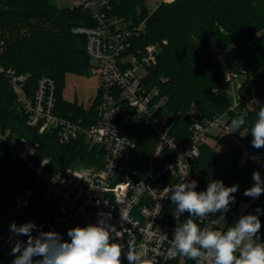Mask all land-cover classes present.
<instances>
[{
  "label": "trees",
  "instance_id": "16d2710c",
  "mask_svg": "<svg viewBox=\"0 0 264 264\" xmlns=\"http://www.w3.org/2000/svg\"><path fill=\"white\" fill-rule=\"evenodd\" d=\"M110 14L128 25L144 23L140 36L135 38L136 43L159 45L157 63L149 68L147 84L157 85L161 93L167 95L166 112L173 135L183 141L187 139L193 116L212 118L227 112L230 121L237 113L246 116V124L234 133L243 146L231 144L230 148L219 151L204 143L192 167L198 181L196 190L206 189L211 180H222L228 186L239 185L234 195L240 202L246 197L244 191L254 183L252 173L261 168L259 158H264V148H253L251 134H248L260 106L264 105V0H173L161 2L151 12L146 0H114ZM93 24L94 18L87 11L59 7L55 0H0V68L3 67L0 69V124L12 135L39 142L36 157H50L53 169L76 162L90 164L101 154L84 136L61 143L55 134L29 126L7 70L29 73L26 87L30 95L41 77L54 79L55 113L95 121L99 94L90 107L72 104L61 95L67 73L87 74L92 67L86 49L87 37L74 29ZM210 39L218 47H233L234 69L247 76L245 81L252 76L261 98L253 108L243 111L242 105L232 101L225 86V70L209 51ZM129 134L137 143L133 163L144 170L155 144L153 134L139 119L133 122ZM245 151L247 156L243 159ZM171 156L165 149L157 165L167 162ZM0 160V212L5 213L13 197L33 184L28 173L14 164L21 162L12 159L5 144H0ZM200 169L206 173H201ZM169 181L172 188L183 182L177 177H169ZM171 194L167 210L176 208L169 200ZM37 204L47 212L41 188H38ZM237 204H231L227 212L230 225L239 218ZM254 205L262 210L258 234L264 242V195L255 199ZM26 212L36 223L45 225L44 216L32 203ZM183 215L188 217L187 213ZM13 259L10 252L0 249V264H12ZM184 264L196 262L189 260Z\"/></svg>",
  "mask_w": 264,
  "mask_h": 264
},
{
  "label": "built area",
  "instance_id": "2783aa9c",
  "mask_svg": "<svg viewBox=\"0 0 264 264\" xmlns=\"http://www.w3.org/2000/svg\"><path fill=\"white\" fill-rule=\"evenodd\" d=\"M112 1L72 0L70 5L87 11L94 18L93 25L79 26L74 30L86 35L87 53L100 77L95 121L87 122L82 117L75 119L55 113L54 79L41 77L35 92L30 95L26 87L29 73H17L11 68L7 70L29 126L55 134L61 143L84 136L97 147L101 156L84 166L74 163L53 169L50 157H36L39 142L12 135L0 124V144H5L12 159L25 164L30 171L42 190V201L49 215V224L45 220V225H41L26 212L32 203L33 187L16 194L9 209L5 213L0 212V249L11 251L9 225L13 221L17 224L32 221L42 230L59 232L63 239L68 240L69 228L96 223L103 217L117 230L116 242L123 252L133 246L142 248L147 258L154 257L152 264H184L194 260L182 255L174 258L167 255L176 225L184 223L187 218L183 214L177 217L175 208L166 209L172 189L169 177L183 181L188 174L186 179H195L189 158L194 160L200 154L201 146L207 143L209 136L231 139L235 135L227 112L212 118L193 116L191 134L184 141L172 134L166 112L168 97L157 85L147 84L149 68L157 63L159 45L136 43L135 38L140 36L144 23L128 25L111 15ZM242 76L233 69L225 73L224 78L233 81ZM237 91L239 99L236 103L242 105L243 111L260 102L259 88L254 83L245 81L238 85ZM136 119L145 122L155 143L144 170L133 163L137 143L129 129ZM165 149L172 156L167 162L157 165ZM166 187L169 191H164ZM203 190L199 188L197 191ZM196 222L201 228L211 225L213 230L227 231L218 227L217 213L205 217L203 222ZM160 232L166 233L169 240H164ZM124 264H127L126 260Z\"/></svg>",
  "mask_w": 264,
  "mask_h": 264
},
{
  "label": "clouds",
  "instance_id": "9594fccd",
  "mask_svg": "<svg viewBox=\"0 0 264 264\" xmlns=\"http://www.w3.org/2000/svg\"><path fill=\"white\" fill-rule=\"evenodd\" d=\"M245 124L246 116L237 113L231 119L232 133H238ZM249 133L252 147L264 148V105L260 106ZM187 176L185 174L183 182L171 189L169 200L176 205L177 217L184 213L188 217L184 223L176 225L170 240L166 233L160 232L164 240H169L167 255L170 258L182 255L196 264H264V242L258 236L262 210L257 208V214L242 215L225 232L213 230L211 225L201 228L196 220L203 222L209 215L230 210L239 185L225 186L222 180H211L205 190L197 191L198 181L188 180ZM252 180L253 185L244 195L258 199L264 195V178L259 171H254ZM164 191H169L168 187ZM9 233L12 264H124L125 260L127 264H152L154 259L147 258L142 248L129 246L128 251L123 252L116 242L117 230L103 217L96 223L69 228L68 240L59 232L42 230L32 221L11 222Z\"/></svg>",
  "mask_w": 264,
  "mask_h": 264
},
{
  "label": "rangeland",
  "instance_id": "374dc122",
  "mask_svg": "<svg viewBox=\"0 0 264 264\" xmlns=\"http://www.w3.org/2000/svg\"><path fill=\"white\" fill-rule=\"evenodd\" d=\"M173 0H146V4L148 6L149 11H153L157 8V6L161 2H171ZM55 3L59 7H66L72 4V0H55ZM209 51L211 52L214 59L223 67L225 73L230 72L234 69V50L233 47H218L216 42L213 39H210ZM92 62V67L90 68L87 74H80L69 72L65 76V81L63 88L61 90L62 99L72 103L83 105L84 107H90L94 102L95 98L99 94L100 89V77L99 74L96 72L94 63ZM251 76V74H250ZM247 76L243 75L239 80L228 81L225 80V86L230 95L232 101L236 103L239 99L238 97V85L245 82ZM252 76L248 82L250 84L253 83ZM261 100V98H260ZM217 131L214 130V133ZM217 135V134H215ZM207 144L216 148L219 151H224L230 148L231 144H235L238 146H243V143L237 137H233L231 139H224L223 136L216 137V136H209L207 139ZM247 156V151L243 154V159ZM261 162V168L259 170L261 177L264 178V158L259 159ZM77 166H84L86 165L83 162H76ZM224 182V181H223ZM225 185L226 182H224ZM228 186V185H227ZM235 197V202L232 204H237V215L239 218L245 214H257L256 209L257 207L254 205L255 199L250 197H245L237 202ZM238 218V220H239ZM218 219V227L228 229L229 227L233 226L228 224V214L227 213H217ZM237 220V221H238ZM260 237V235L258 234Z\"/></svg>",
  "mask_w": 264,
  "mask_h": 264
},
{
  "label": "water",
  "instance_id": "95a60500",
  "mask_svg": "<svg viewBox=\"0 0 264 264\" xmlns=\"http://www.w3.org/2000/svg\"><path fill=\"white\" fill-rule=\"evenodd\" d=\"M2 160H0L1 162ZM189 161L190 163L193 165V159L192 158H189ZM14 164H17L18 166H20L21 168H23L27 173L28 175L30 176L31 178V181H32V184H33V188H34V193H33V197H32V204L37 208L39 209L40 213L44 216L45 220L47 221V223L49 224V215L46 211L40 209L38 207V204H37V191H38V186L36 184V180L33 178V176L31 175L30 171L26 168L25 164L23 163H14ZM201 173H206V170L204 169H200L199 170Z\"/></svg>",
  "mask_w": 264,
  "mask_h": 264
},
{
  "label": "crops",
  "instance_id": "0c3cea01",
  "mask_svg": "<svg viewBox=\"0 0 264 264\" xmlns=\"http://www.w3.org/2000/svg\"><path fill=\"white\" fill-rule=\"evenodd\" d=\"M260 159V158H259Z\"/></svg>",
  "mask_w": 264,
  "mask_h": 264
}]
</instances>
